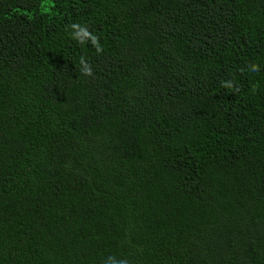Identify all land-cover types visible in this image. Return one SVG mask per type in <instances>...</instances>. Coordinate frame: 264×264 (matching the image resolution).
Returning a JSON list of instances; mask_svg holds the SVG:
<instances>
[{
  "label": "trees",
  "instance_id": "obj_1",
  "mask_svg": "<svg viewBox=\"0 0 264 264\" xmlns=\"http://www.w3.org/2000/svg\"><path fill=\"white\" fill-rule=\"evenodd\" d=\"M110 256L264 264V0H0V264Z\"/></svg>",
  "mask_w": 264,
  "mask_h": 264
},
{
  "label": "clouds",
  "instance_id": "obj_2",
  "mask_svg": "<svg viewBox=\"0 0 264 264\" xmlns=\"http://www.w3.org/2000/svg\"><path fill=\"white\" fill-rule=\"evenodd\" d=\"M69 28L71 29V35L73 39H76L79 43L83 44L86 42H91L93 47H95L97 54H101L103 52V46L99 43V38L95 35H93L87 25H81L78 23H73L69 25ZM81 64H85V59L81 58ZM252 69L255 71L256 66H252ZM84 74L87 76H92L93 72L91 69V66L88 65L86 70H84ZM230 86V85H225ZM106 264H128L127 260H116L115 257L110 256L108 260L106 261Z\"/></svg>",
  "mask_w": 264,
  "mask_h": 264
}]
</instances>
